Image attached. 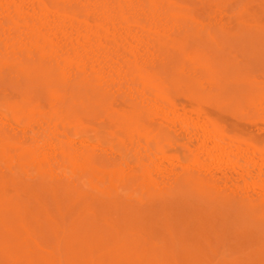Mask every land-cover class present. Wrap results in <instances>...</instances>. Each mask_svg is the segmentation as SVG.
<instances>
[{
  "label": "bare ground",
  "instance_id": "1",
  "mask_svg": "<svg viewBox=\"0 0 264 264\" xmlns=\"http://www.w3.org/2000/svg\"><path fill=\"white\" fill-rule=\"evenodd\" d=\"M164 6L0 0V86L22 91L0 95V264H264V146L166 97L165 80L178 91L195 75L182 50L209 35L166 31L185 14ZM241 37L264 65V31ZM215 44L210 54L222 50ZM198 54L205 72L208 55ZM219 61L231 84L246 85L232 97H245L243 72ZM31 100L57 115L37 114ZM92 110L127 136L76 123Z\"/></svg>",
  "mask_w": 264,
  "mask_h": 264
},
{
  "label": "rangeland",
  "instance_id": "2",
  "mask_svg": "<svg viewBox=\"0 0 264 264\" xmlns=\"http://www.w3.org/2000/svg\"><path fill=\"white\" fill-rule=\"evenodd\" d=\"M151 2L153 5H156L157 7H159V5L161 6V3L164 4L165 8L163 9V7H160L161 10L162 9L165 10L166 8L169 10L171 8V6L169 7V5L171 4L172 8L174 9L175 12H178L180 10L181 13L178 12V14H185V15L179 16V17L182 16V18H181L182 20L179 19L180 23L178 24V22H179V20L177 19L178 16L175 17L176 14L174 13L175 16L172 15V17L173 18L175 17V22L173 24V21H174L173 18H172V23H171V20H169L170 23L167 22L169 24L166 25V26H168L166 29L169 28V30L165 29L166 31H170L173 29L172 30V31H174L173 34L177 33V36L181 34L180 35L181 38H184V37H182V34H184V32H187V30H189V29H190L189 32H191L192 28H193V31L199 30L198 33H197V31L194 32L196 35H199L200 33H202L203 30L205 31V33L207 32V34L209 35V36L203 35L204 38L209 37L207 41L202 37H201L202 38L201 41H199V39H194L195 37L193 39L189 40L187 49L186 50L183 49L182 50L183 52H181L182 57L187 58L190 61H192L193 63H195L192 65L193 70L196 69L195 75L193 74L194 71L190 72V70H189V73L190 74L192 73L193 78L190 77L188 75V73H187V75L189 76L188 78H190L191 81L194 79L195 86L196 85L198 86L197 90L200 91V87H201V91L198 93L196 90H194L195 87L194 88L192 87V89H191V86H194L193 82H191L188 78L185 79L184 78L185 76L182 77V75L185 74L182 71L190 69L189 67L188 68L186 67L185 69L183 68L179 74L180 78L182 77L180 80L181 84H178L179 87L176 86L177 85V81H176V84L174 86V87H177L178 91H176L175 89H172L173 84H174V82L172 84V81H174V79H172V81L169 78L167 80H165V82H164L165 86L166 87L168 86L167 87V94L164 91L166 94V97L169 100H171L172 102H175L176 104L178 103L179 105L185 106L188 109H192V110L195 109V110H199V111L202 110V112H206V114L210 115L211 117L213 116L212 119H215V120L217 119L218 122L221 121L223 126L225 127V129L228 130L231 134L233 133V135H236L240 138L242 137L241 139H244L247 141L254 142V140H255L258 142V144L260 142L261 146H264V144H262V143H264V65H262L260 63L255 65V63L253 62L255 60H253V58H252L253 56L250 57L249 52H247V50L242 49L244 46L245 47L248 46L245 43V42L248 43V41L246 39H244L243 37H241L243 35V33H253L254 32L255 34H257V33H260V31H264V0H208V1L207 0H186V1L185 0H151ZM203 3H204V5H203ZM210 6L214 7L213 8L214 11H213V9L211 11ZM219 7H221V9ZM222 7H223V9H222ZM173 9H172V11H173ZM218 9H219V11H218ZM209 10H210L211 14H210ZM231 10H232V12H231ZM235 12H236V14H235ZM170 13H171V11H170ZM186 13H187V17H186ZM223 13L224 14L226 13L225 14L227 17L226 22L228 24L225 22L226 18L224 19L225 15ZM233 13L235 16L232 15ZM227 15H229L230 17ZM184 17L186 20H188L187 23L184 22V21H186L184 19ZM214 19H216V20H214ZM191 22H192V24H191ZM200 22H201V24H200ZM208 22H209V24H208ZM236 23H237V25H236ZM182 24H184V25H182ZM174 25L176 26V28ZM178 25H180V26H178ZM220 25L222 26V29H220V27H219ZM173 26L175 29L173 28ZM228 26H229V28L225 29ZM160 27H162V26H160ZM170 27H172V29H170ZM177 27H179L178 30L181 28V29H184L185 31H182V30L178 31ZM198 27H200V28H198ZM234 27L237 29H235ZM161 31H163V30H161ZM166 31L162 32V33H164L163 35L165 37L166 36L170 37V34H172V32L171 33L168 32L169 33L168 34ZM221 31H224V34L221 33ZM220 33H221V35H220ZM173 34H172V39L176 38V40H181V39H179L180 38L179 36H178L179 38L177 36H174L175 38H173ZM213 34H214V36H213ZM186 35H184V36H186ZM190 35H191V33H189V37L187 35L188 39L190 38ZM215 37H217V39ZM196 38H197V36H196ZM184 39H186V37ZM169 40H171V37ZM243 40H244L245 45L242 42ZM172 41H175V40H172ZM227 41L228 42L232 41V43L233 44L235 43V45L237 44L235 47H237L239 51L235 47H231V48H229V50L226 49V47L230 46L229 43H228V46L224 45L225 46V48H224L223 43H225ZM220 42L222 43V45L219 44ZM241 42L243 45L242 44L240 45ZM199 43L201 45H195V44H199ZM215 43H217L220 46V48H222V50L220 49L219 53H217L218 51H216L215 54L214 53L210 54V53H212V51H214L211 49L212 48L215 49V47H216V46H214V45H216ZM238 43H239V47H238ZM240 46H242V47H240ZM225 50H227V52ZM209 51H211V52L209 53ZM221 51H222L223 55H222ZM198 52L208 55L207 58L205 57V55L202 56L203 60L205 59V60L209 61L208 62L209 64H207V67L204 66V71L206 73L203 72V69H201V67L198 66L199 64L196 63L199 60L197 55H201V54H198ZM224 53H226V54L224 55ZM199 58L201 59L200 56H199ZM251 60H253V61H251ZM218 61L219 62L223 61L225 63H229V65H230V63L232 65L234 63L233 68H235V69L239 68L243 72V76H244L243 81L245 80L247 85L250 87V92H249L250 94L249 93H243L245 96V97H243L242 95L238 94L239 92H237V94H236L237 98L232 97L235 95L234 93L236 91H238L237 89H239V88L244 89V88H246V85L244 83L241 84L243 81L241 83H238L239 85L241 84L240 87L237 85L236 82H235L236 86L231 84L232 82L230 80L233 81V79L230 78L228 75L222 74V71H220V70L218 71L219 67H221L220 63L217 64ZM250 61H251V63H250ZM210 64H213V66H214L213 69L210 67ZM250 64H252V65L254 64V65L250 66ZM195 66H197V67H195ZM246 66H247V68L245 69ZM241 68L244 70H242ZM217 72H220L221 75L218 74ZM198 73H199V75L201 73V76H203L202 79L199 78ZM207 74H208V76H206ZM205 76H206V78H205ZM209 77L212 81H210V79L208 80ZM188 80H189V83H188ZM186 81H187V84H186ZM190 82L192 85L188 87V85H190ZM216 82H217V84H216ZM182 83H185L184 84L185 87L182 86ZM213 85H214V87H213ZM242 86H243V88H242ZM0 87H1L0 88V95L3 94V91H4V93H6L5 95L3 94V97L17 98L20 96L19 95L20 92H22V91H20V88H18L19 91L17 93L16 92L17 88L14 86L13 87H11V86L7 87V85H1ZM182 87H184V89H185V90L183 89L184 91H182ZM227 87L229 88V90L227 89ZM232 87H235V90L231 89ZM11 88H12V90L10 91ZM15 88H16V90L14 91L15 92L14 93L13 89H15ZM169 88L172 89V91H170ZM214 89H216V91ZM21 90H23V89H21ZM169 91H170V93H169ZM168 93H169V95H168ZM197 93L200 94L199 97H198ZM223 93L225 95V98H223V96H222ZM239 95H240V97H239ZM195 96H197L198 98ZM226 97H229V98H226ZM235 99H236V101H235ZM242 99H243V102H242ZM31 101H33V100H31ZM214 101L216 102V104ZM244 101H245V103H244ZM35 102H36V104H35ZM35 102L34 101L30 102V104H31L32 109L35 112H37V114H40L39 112H41L42 115L45 114V116L48 117L47 115L52 116V112H53L54 115H57L58 109L55 112H54V110H52V112H50V114H49L50 109H48L49 108L48 104H46L45 102L40 101V100L35 101ZM49 104H50V102H49ZM46 106L48 107L47 108L48 110L46 109ZM50 106L53 107L54 104L51 103ZM31 107H29V108L31 109ZM55 108H56V106H55ZM219 111H220V113H219ZM31 112H32V110H31ZM87 112L88 113L92 112L91 114H88V113L86 114V116L88 118L84 115V113H86V112L79 113L78 118L76 115V118H75L77 120L76 123H78V124L81 123V125H82L85 122L84 124L88 125V128L90 127V125L94 126V127H95V124H96V126L100 125L102 127V129H104V131H111V133L112 134L114 133V135L117 137H120L123 135L127 136L128 132L126 133V129L123 128V130L125 131V133H123L121 126H118V124H120V123L117 119H114V118L111 119L110 117L106 116L105 114L102 115L101 113H98V111H97V113H98L97 114L96 110L87 111ZM81 115H83V117L79 118V116H81ZM73 116L75 117V114ZM73 116H71L72 118H70L72 120V122L75 121V120H73L74 119ZM82 118H83V120H85L84 122L80 121V120H82ZM218 118H219V120H218ZM70 119L67 122L70 123L71 122ZM67 120H68V118H67ZM86 120H87V122H86ZM148 120H152V119L149 117ZM103 124H104V126H103ZM100 126H99V129H100ZM97 129H98V127H97ZM97 129H95V130H97ZM138 133L140 134V136H138L139 135ZM156 133H160V132H156ZM135 134L136 135L138 134L136 136L137 138L146 136V135H144L146 133L145 132L141 133V131H137ZM151 134L155 135V133H153V132L148 134L149 137H147V139H149V141H151L153 138L152 137L153 135L151 136ZM161 137H162V135L160 133V134H157V136H154V139L160 140ZM144 138H146V137H144ZM150 138H151V140H150ZM138 140H139V138H138ZM140 141H142V139H140ZM137 144H139V143H137Z\"/></svg>",
  "mask_w": 264,
  "mask_h": 264
}]
</instances>
